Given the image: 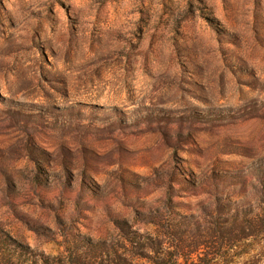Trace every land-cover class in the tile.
<instances>
[{"label": "rangeland", "instance_id": "rangeland-1", "mask_svg": "<svg viewBox=\"0 0 264 264\" xmlns=\"http://www.w3.org/2000/svg\"><path fill=\"white\" fill-rule=\"evenodd\" d=\"M0 238L264 264V0H0Z\"/></svg>", "mask_w": 264, "mask_h": 264}, {"label": "trees", "instance_id": "trees-1", "mask_svg": "<svg viewBox=\"0 0 264 264\" xmlns=\"http://www.w3.org/2000/svg\"><path fill=\"white\" fill-rule=\"evenodd\" d=\"M129 239L133 240V237H129ZM1 241L5 242L3 238H0ZM153 244H149L151 248H153L154 256L150 257V263L148 264H175L177 262V259L181 253L186 248V244H176L175 250H170V252H167V255H164V251L161 247L157 248L154 245V240L151 238ZM147 245V246H149ZM160 245V244H159ZM8 255L10 257H13V261H8L2 263V260L0 261V264H136L131 257H129L125 252L123 253L119 249L115 251L113 249L112 251L107 248V244H99L95 243L92 247L87 248L85 253H75V252H69L66 256L61 257H54L50 260V257L43 256L44 261L43 263L40 262V259H38L37 255H34L33 252H25L24 254L21 253L18 256L15 254V252H12L11 250H7ZM100 255L99 257L97 255ZM163 254V256H161ZM30 255L32 258H30ZM106 257H105V256ZM91 257H94L90 260ZM115 257V259H114ZM166 257H168L170 260L167 261ZM17 260V261H16ZM146 264V263H141Z\"/></svg>", "mask_w": 264, "mask_h": 264}]
</instances>
